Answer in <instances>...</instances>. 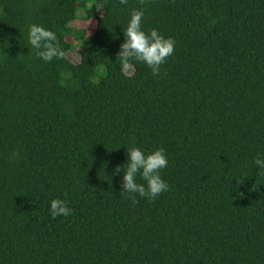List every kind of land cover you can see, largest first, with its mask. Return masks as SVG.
I'll return each mask as SVG.
<instances>
[{
	"label": "trees",
	"instance_id": "trees-1",
	"mask_svg": "<svg viewBox=\"0 0 264 264\" xmlns=\"http://www.w3.org/2000/svg\"><path fill=\"white\" fill-rule=\"evenodd\" d=\"M132 10L175 41L158 75L119 60ZM33 24L63 59L37 57ZM131 147L164 150L154 200L121 192ZM257 156L264 0H0V264H264Z\"/></svg>",
	"mask_w": 264,
	"mask_h": 264
},
{
	"label": "clouds",
	"instance_id": "clouds-1",
	"mask_svg": "<svg viewBox=\"0 0 264 264\" xmlns=\"http://www.w3.org/2000/svg\"><path fill=\"white\" fill-rule=\"evenodd\" d=\"M119 3L126 5L127 0H119ZM143 19L142 10L130 12V19L123 31L125 41L118 53L119 60L126 69L130 67L129 61L134 60L149 67L153 75H158L161 65L172 56L175 41L165 38L156 29L146 33L142 29ZM27 43L36 50L37 57L45 63L54 59H63L65 56L64 50L59 46L56 33L42 26L36 24L29 26ZM127 157L128 162L124 165L126 170L121 166L114 170L115 173L123 172L121 192L138 194L140 197L154 200L169 190L167 182L160 174L168 164L163 149H156L146 154L138 147H131L127 148ZM253 164L256 168L264 170V156L255 157ZM138 176L144 183H137ZM130 199L133 204L137 203L134 196ZM49 212L52 219L68 217L72 214L67 202L62 199H52L49 202Z\"/></svg>",
	"mask_w": 264,
	"mask_h": 264
},
{
	"label": "rangeland",
	"instance_id": "rangeland-1",
	"mask_svg": "<svg viewBox=\"0 0 264 264\" xmlns=\"http://www.w3.org/2000/svg\"><path fill=\"white\" fill-rule=\"evenodd\" d=\"M98 13L101 15V11L98 12ZM88 26H89V24L86 21H82V20H78V21H76V22H74V23L71 24V27L72 28H75V29H87ZM73 45H74V49H72L71 51H69L66 54V58L69 61V63H72V64L75 65V64L80 63V55L78 53V43L77 42H73ZM103 73L104 72L101 69L99 71V75H102ZM125 73L127 75H132V73H133L132 67H129L127 69L125 68Z\"/></svg>",
	"mask_w": 264,
	"mask_h": 264
}]
</instances>
